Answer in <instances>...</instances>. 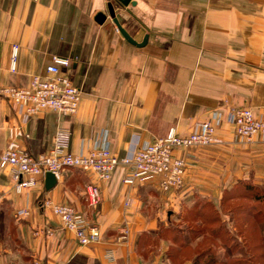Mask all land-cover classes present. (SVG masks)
<instances>
[{"label":"crops","instance_id":"obj_1","mask_svg":"<svg viewBox=\"0 0 264 264\" xmlns=\"http://www.w3.org/2000/svg\"><path fill=\"white\" fill-rule=\"evenodd\" d=\"M109 5L137 43L148 36L144 46L127 40ZM99 12L107 16L102 24L96 20ZM14 45L19 46L15 72L10 67ZM54 55L72 60L64 70L82 90L77 113L45 109L22 123L0 93V155L11 145L44 153L59 128L70 131V151L76 154L102 146L124 156L172 127L189 134L205 120L216 123L215 141L176 151L189 168L185 186L168 192L158 179L127 186L123 165L109 180L66 168L54 187H46L45 176L19 192L9 167L0 164V264H110L109 253L116 264H169L163 253L171 241H152L159 252L147 256L148 239L179 218L189 201L218 211L227 190L241 181L264 194V137L237 140L231 122L237 107L264 118V0H131L126 5L0 0V89L45 74ZM91 184L101 190L96 205L87 199ZM46 198L71 204L100 229V239L79 244L75 233L42 207ZM20 209L29 215L18 216Z\"/></svg>","mask_w":264,"mask_h":264},{"label":"built area","instance_id":"obj_2","mask_svg":"<svg viewBox=\"0 0 264 264\" xmlns=\"http://www.w3.org/2000/svg\"><path fill=\"white\" fill-rule=\"evenodd\" d=\"M18 49V45L12 49L10 67L13 72L16 71ZM71 63L69 58L54 55L46 66L45 74L31 76L24 86L5 85L0 89L22 123L45 109L58 115L77 113L82 90L64 70ZM231 122L237 140L252 142L258 134L264 137V118L257 116L249 107L235 108L231 113ZM215 134L216 123L212 120L197 123L191 133L184 135L172 127L165 136L145 144H136L126 155L118 156L110 148L102 146H95L87 153H73L70 151V131L59 128L52 147L46 152L33 155L23 146L11 145L0 155V164L9 167L14 187L19 192L37 185L48 172L59 177L64 169L77 168L93 172L102 180H109L121 165L126 167L123 182L129 187L158 179L163 191H176L185 186L189 168L188 161L178 156L176 151L210 145L215 141ZM86 193L90 204L96 205L100 201L101 190L97 185H89ZM42 207L49 208L58 216L63 226L75 233L79 244L89 245L100 239V229L90 224L71 204L56 203L46 198ZM17 214L25 217L29 211L20 209ZM108 259L110 264H116L112 253L108 254ZM34 264L40 262L36 260Z\"/></svg>","mask_w":264,"mask_h":264},{"label":"rangeland","instance_id":"obj_3","mask_svg":"<svg viewBox=\"0 0 264 264\" xmlns=\"http://www.w3.org/2000/svg\"><path fill=\"white\" fill-rule=\"evenodd\" d=\"M233 189H239V186H235L229 192L235 193ZM236 194L237 196H228L218 211L213 205L203 204L202 201L197 205H192V201H189L184 207L183 216L173 219L169 226L162 224V232H159L156 238L149 237L148 251L145 254L148 256L150 252H159V247L152 244V241L158 242L163 238L171 241L169 248L163 253L169 257V264H195L192 261L197 255L207 254L209 251L210 254L216 253L217 261H220L217 264L239 258L240 255L252 257L254 261H256L254 258L258 257L256 263L264 264V248L260 245L261 235H264V217L244 215L239 210L240 205L253 207L255 202ZM202 204L204 210L200 209ZM218 227L222 228L219 234L215 231ZM215 233L218 235H214ZM235 244L240 245L241 249L233 250ZM223 245L226 248H223Z\"/></svg>","mask_w":264,"mask_h":264},{"label":"trees","instance_id":"obj_4","mask_svg":"<svg viewBox=\"0 0 264 264\" xmlns=\"http://www.w3.org/2000/svg\"><path fill=\"white\" fill-rule=\"evenodd\" d=\"M235 186H239V189H241V190L233 189V191H236L235 193L229 192ZM253 188L247 181H241V182H238L235 185H233L229 190H227L228 194L226 196H229V197L237 196L236 193H238L239 194L238 196L241 195V196L244 197V199L246 198V199H249V200L255 202L253 207H248V206L245 207V206H241L240 205L239 210L241 211V209H242L243 214L246 215V216L251 214L252 216L254 215V218H259V217H262V216L264 217V207H262V205L264 206V194H262L261 192H260V194H257V192H255V190ZM242 191H243V193H242ZM244 192H246V193H244ZM198 212L200 213L201 210L198 211ZM215 231H216V233L219 234V233H221L222 228L218 227ZM216 233L214 235H218ZM261 236L262 237H261L260 245L263 246V248H264V235L262 234ZM246 238L247 237H245V240H247ZM174 241H175V239H174ZM245 242H248V241H245ZM236 247H238V245L235 244V246L233 247V250L237 249ZM202 256L206 257V259L204 260V262L206 264H217V263H220V261L219 262L217 261L216 253H211L210 254V251L207 254L200 253L199 255H197L195 257V259L197 257H202ZM208 256L211 257L210 260L208 259ZM245 258H247V257L243 256L242 258H234L231 261L223 262V264H225V263L226 264H248V263L258 264V263H256V261L258 260V257L254 258L256 261H254L252 259V257L251 258H247V260H244Z\"/></svg>","mask_w":264,"mask_h":264},{"label":"water","instance_id":"obj_5","mask_svg":"<svg viewBox=\"0 0 264 264\" xmlns=\"http://www.w3.org/2000/svg\"><path fill=\"white\" fill-rule=\"evenodd\" d=\"M119 1L124 5L129 4L131 2V0H119ZM109 11H110L111 17L113 18L114 22L118 26V29L124 34V36L127 38L129 42L135 45H138V46H144L147 43L148 36L144 38V41L142 43H137L132 37H130V35L125 31V29H123L118 19L115 17V11L112 5H109ZM106 18H107L106 14L102 12H99L96 16V20L101 24L104 23ZM56 183H57V176L52 172H48L46 174V187L50 189L54 187Z\"/></svg>","mask_w":264,"mask_h":264}]
</instances>
